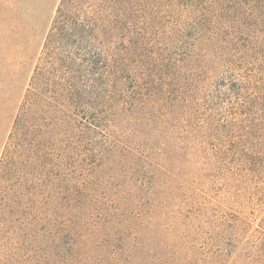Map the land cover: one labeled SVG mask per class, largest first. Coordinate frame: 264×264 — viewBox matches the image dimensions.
<instances>
[{"label":"rangeland","instance_id":"rangeland-1","mask_svg":"<svg viewBox=\"0 0 264 264\" xmlns=\"http://www.w3.org/2000/svg\"><path fill=\"white\" fill-rule=\"evenodd\" d=\"M59 3L0 0V97L10 100L0 98V161L38 72L46 74L41 93L54 99L30 117L26 160L16 159L0 180V258L257 260L264 252V28L253 44L229 50L220 34L214 52L205 34L200 51L190 53L204 14L190 0H74L78 28L65 37L54 29ZM98 54L107 65L120 58L110 103L90 94ZM14 74L20 81L11 87ZM234 81L244 87L232 90ZM250 119L260 125L251 136L259 160L251 137L244 139ZM111 140H118L113 161L101 152ZM77 225L85 240L74 247ZM76 249L81 254L69 260Z\"/></svg>","mask_w":264,"mask_h":264},{"label":"trees","instance_id":"trees-1","mask_svg":"<svg viewBox=\"0 0 264 264\" xmlns=\"http://www.w3.org/2000/svg\"><path fill=\"white\" fill-rule=\"evenodd\" d=\"M71 1L74 0H60L54 26V29H59V36L63 35V37H65L67 35L65 33V30L70 31L71 29L75 30L78 28V23L74 22L72 10H70L69 8ZM244 1L249 2L248 6H250V11L252 12V15L250 17L244 10ZM190 9H193L198 13H204L202 14L203 19H201L199 27L193 30L191 34L192 43H190V48H193V50H190V53H193L194 51L197 53L200 51V48H202L204 43L205 34H210L211 36L209 40L210 44L206 49L214 52L212 46H216L218 44V42L220 41L218 40L220 34H222L224 43L226 44L225 50H229L235 49L238 45H242L241 43H244L247 46L253 44L254 41L251 40L260 39V37H258V34L259 32H261L260 30L264 28V0H190ZM244 26L247 27L248 30ZM248 31L250 33H254V35H252V37L249 36L247 39L245 37H247ZM62 32L64 33L61 35L60 33ZM260 35H264V31H262ZM81 39L83 40V37H81ZM258 44L264 46V41L261 39L259 40ZM25 53L24 58L26 59L28 57ZM119 59V56L118 58L115 57L111 65H107L106 61L102 59V56L98 54L92 62V69L95 72L94 75L97 76L96 73H99L97 78L94 80L95 86L97 88H95V86L91 88L90 94L93 97L101 100L103 103H110L114 100L113 91L110 89L115 88L120 82V76L118 74ZM227 63L231 65H239L240 62L227 60ZM25 64H27V62H24L22 65ZM45 75V72H38L34 77V81L33 77L29 81V87L27 89H25L26 85H24L23 89H25V95L23 97V103L19 105L17 109L19 113L16 114L13 119L11 127L12 131L9 137V142L7 144V149L4 151V156L0 161V180H3V178L6 176L5 174L9 170L8 168L13 165L16 159L26 160L25 158L28 157L30 150L27 147L28 133L26 130L28 128L29 122L31 121L30 117L35 114V112L39 111L43 105L49 108L53 107L54 99L45 97V95L41 93L40 90L42 77ZM16 77H18V75L14 74L13 78H10L11 87L15 84H18V82L20 81V78ZM244 81L245 78H243V82ZM243 82H231L230 87L234 91L239 90V86H241V88L244 87ZM5 84L6 83L3 84V88H6ZM9 92H11V89L9 90ZM0 98H3L7 103H10V100L8 99L2 96ZM260 100L263 102V104H261L260 106L264 107V97L260 98ZM257 104L258 101H254V103L252 104V108H255ZM2 108L6 109L7 104L2 103ZM248 121H250V126H248L249 130L246 131L243 126V131L245 132L244 139L253 136V134L258 132V129L260 127L259 124H256V119H250ZM262 121L263 122L261 126H263L264 123V116L262 118ZM95 126H98L97 122H95ZM250 144L253 150L252 154L255 156L258 155L256 157V160H259V154H257L256 151V149L258 148L253 137H251ZM117 145L118 140H111L110 145L103 144V146L101 147V152L109 155L108 157L113 161L115 158H113L111 154L113 151H117ZM262 160H264V158H262ZM78 230L81 229L77 225L75 230L77 231V233L75 234V239L73 241L74 247L77 246V244L82 240H85L83 234L78 233ZM75 251H67V257L69 260L73 261L79 254H81L79 253V251H77V249ZM9 258L10 256H5L4 260L0 258V264H6L7 262H9ZM251 258L252 254L249 255V261H251ZM239 261H241V258L235 264H264V252H261L257 260H254V258H252V262L241 263ZM220 263L221 261L218 256H212L207 262V264ZM41 264L50 263H45L44 260Z\"/></svg>","mask_w":264,"mask_h":264}]
</instances>
